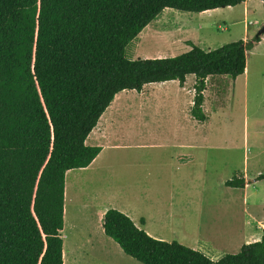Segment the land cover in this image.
<instances>
[{
  "label": "trees",
  "instance_id": "trees-1",
  "mask_svg": "<svg viewBox=\"0 0 264 264\" xmlns=\"http://www.w3.org/2000/svg\"><path fill=\"white\" fill-rule=\"evenodd\" d=\"M246 1L0 0V264H64L66 175L101 153L87 139L118 94L195 76L191 113L204 123L207 80L244 75L247 52L262 41L211 51L188 42L176 57L130 60L127 48L144 29L166 9L203 13ZM246 184L235 177L225 186ZM103 227L141 264H264V235L213 261L151 237L116 209Z\"/></svg>",
  "mask_w": 264,
  "mask_h": 264
},
{
  "label": "rangeland",
  "instance_id": "rangeland-1",
  "mask_svg": "<svg viewBox=\"0 0 264 264\" xmlns=\"http://www.w3.org/2000/svg\"><path fill=\"white\" fill-rule=\"evenodd\" d=\"M198 14L164 10L127 48V58L176 57L190 51L191 40L211 51L251 41L264 27V5L259 0ZM200 25L201 30L193 29ZM260 37V44L247 52L244 76L237 81L211 77L204 123L192 121L188 111L194 105L195 76L188 77L186 86L190 100L174 83L118 94L87 139L89 146L105 147L102 170L70 171V220L95 224L100 206L129 208L146 219L162 241L189 248L199 241H215L217 249L228 254L240 251L244 238L239 233L256 225L255 216L263 234L264 180L252 181L247 192L225 186L235 177L253 180L264 173V34ZM112 117L114 124L96 141ZM196 141L199 150H189L193 158L185 157L187 150L180 145ZM140 144L142 148L114 147ZM76 231L68 228L65 234L72 239Z\"/></svg>",
  "mask_w": 264,
  "mask_h": 264
},
{
  "label": "crops",
  "instance_id": "crops-1",
  "mask_svg": "<svg viewBox=\"0 0 264 264\" xmlns=\"http://www.w3.org/2000/svg\"><path fill=\"white\" fill-rule=\"evenodd\" d=\"M247 1H250V0H247ZM259 1L261 4L264 5L263 1H261V0H259ZM246 2H244V3H246ZM238 6H240V5H238ZM238 6L228 7L225 9L232 10V9L237 8ZM221 11H223V9H215V10L199 13L198 15L205 16L209 13H217V12H221ZM202 28H203L202 25H200L199 27H193V29L197 30V31L201 30ZM191 42L194 43L192 40H191ZM188 48H190V47L188 46ZM246 72H248V65H247ZM246 72H245V74H246ZM244 75H242V76H244ZM195 79H196V77H195ZM210 79L211 78H209L206 82L205 92L207 91L208 82L210 81ZM237 79L235 81H237ZM187 82H188V78H187ZM187 82L183 86H181L178 81H171V82H166V83H161V84H167L168 85L169 83L170 84L174 83V85H176V87H178L179 92H185L186 96L188 97V100H190V97L188 96V93H187V90H188V88L186 87ZM146 87L144 89H146ZM194 90H195V88H194ZM205 92H204V96H205ZM205 99H206V97H205ZM188 104H189V101H188ZM188 111L192 117V121H197L192 116L191 110L188 109ZM113 117L109 118L107 123L101 127L100 133L96 136L97 137L96 141L100 140V138L102 137V134H101L102 132L106 133L107 130L114 124L115 119ZM198 123H200V122L198 121ZM98 126L99 125H97V127ZM87 145H88V142H87ZM114 147H116L117 149H119V147L128 148V149H132L133 147L134 148H136V147L142 148V144L137 145V146L136 145H134V146H132V145H124V146L115 145ZM180 149L187 150L186 151L187 156H185V157L188 158L191 156V158H193V155H192L193 153L192 152L189 153V150H199V144L197 141L192 142L191 144H181ZM104 155H105V147H102V151L99 154V156L93 161V163L88 168H85V170H89V171H93V172L102 170V168L104 166V162H105ZM113 163H114L113 166L114 165L116 166V162L114 160H113ZM70 173L71 172L69 171L66 175L64 229L61 232V236H62L63 243H64V248H63L64 264H141L138 261H136L135 259L126 255L125 252L122 250V248L113 239H111L110 237L105 235V231H104V227H103L104 216H105V213L109 209H112V208L100 206L96 211V223L95 224L82 222V223L76 225L75 223H73V221L70 220L71 216L73 215V212L71 211V207L73 205H71V203H70L71 202L70 193H71L73 184L68 179ZM259 175L260 174H257L256 177H258ZM256 179L257 178H255L253 180H249L246 177L245 180H246V183H248V184L246 185L245 188L240 189V190L247 192V189H250V187H251L252 181L254 184L258 183V181ZM115 208H116V210L118 209L119 211H121L122 213H124L128 217H130L133 220V222L139 228H143L151 237L159 239V240H165L163 237L155 235L154 233H152L150 231V229H149L150 227L148 226L146 219H144V223L142 224V222H141L142 219H140V217L138 215H134V212L131 209L121 208V207H115ZM172 217H173V215L171 216V218ZM138 220H140L139 221L140 224H138ZM253 220H254V223H256L255 226H254V224H251L250 228H244V230L239 233L244 238V241H243L244 243H242V246L245 244L257 242V241L261 240L262 236L264 235V232L261 235L259 234V228H260L259 218L255 216L253 218ZM68 228H74L75 231L77 230L76 234H74L72 239L68 238L65 234V232H66V230H68ZM241 247H240V249H241ZM191 248L203 253L204 255H206L207 257H209L213 261H218L221 258H223L225 255L228 254V253L222 252L221 250H218L216 245H215V241H209L207 244L199 241L197 244L193 245Z\"/></svg>",
  "mask_w": 264,
  "mask_h": 264
},
{
  "label": "water",
  "instance_id": "water-1",
  "mask_svg": "<svg viewBox=\"0 0 264 264\" xmlns=\"http://www.w3.org/2000/svg\"><path fill=\"white\" fill-rule=\"evenodd\" d=\"M263 34H264V27H263L262 30L260 31L259 36H260V35H263Z\"/></svg>",
  "mask_w": 264,
  "mask_h": 264
}]
</instances>
